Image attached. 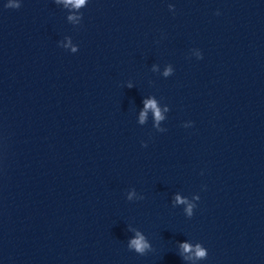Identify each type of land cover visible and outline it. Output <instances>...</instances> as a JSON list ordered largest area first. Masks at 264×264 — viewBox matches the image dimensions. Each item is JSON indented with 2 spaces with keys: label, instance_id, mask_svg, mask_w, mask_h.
<instances>
[{
  "label": "water",
  "instance_id": "95a60500",
  "mask_svg": "<svg viewBox=\"0 0 264 264\" xmlns=\"http://www.w3.org/2000/svg\"><path fill=\"white\" fill-rule=\"evenodd\" d=\"M0 264H264V0H0Z\"/></svg>",
  "mask_w": 264,
  "mask_h": 264
},
{
  "label": "clouds",
  "instance_id": "9594fccd",
  "mask_svg": "<svg viewBox=\"0 0 264 264\" xmlns=\"http://www.w3.org/2000/svg\"><path fill=\"white\" fill-rule=\"evenodd\" d=\"M76 4H82L84 0H75ZM135 246L137 247L138 250H142V242L140 240L134 241ZM199 255H203V252H200Z\"/></svg>",
  "mask_w": 264,
  "mask_h": 264
}]
</instances>
